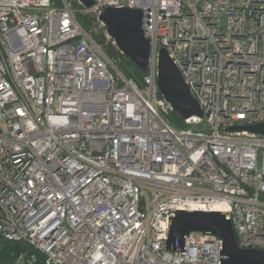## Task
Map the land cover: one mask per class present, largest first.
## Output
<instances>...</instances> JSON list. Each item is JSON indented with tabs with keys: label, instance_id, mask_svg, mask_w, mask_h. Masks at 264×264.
<instances>
[{
	"label": "built area",
	"instance_id": "built-area-1",
	"mask_svg": "<svg viewBox=\"0 0 264 264\" xmlns=\"http://www.w3.org/2000/svg\"><path fill=\"white\" fill-rule=\"evenodd\" d=\"M92 1L0 0V239L28 249L13 264H220L209 233L166 248L176 213L214 209L264 251V135L228 131L264 122V0ZM106 8L142 13L140 86L104 48ZM161 49L203 114L182 129Z\"/></svg>",
	"mask_w": 264,
	"mask_h": 264
},
{
	"label": "water",
	"instance_id": "water-1",
	"mask_svg": "<svg viewBox=\"0 0 264 264\" xmlns=\"http://www.w3.org/2000/svg\"><path fill=\"white\" fill-rule=\"evenodd\" d=\"M75 1L86 9L93 6L92 0ZM98 19L116 49L144 73L149 57V41L142 29V13L127 8H106ZM157 89L169 104L171 111L181 119L202 118L203 114L197 101L191 97L179 71L164 49L159 52ZM228 131H247L264 135V122L232 127ZM190 233H209L221 240L220 264H264V251L243 250L236 245L228 215L205 212L176 213L170 220L166 248L170 249L176 242L182 247L183 238Z\"/></svg>",
	"mask_w": 264,
	"mask_h": 264
},
{
	"label": "trees",
	"instance_id": "trees-1",
	"mask_svg": "<svg viewBox=\"0 0 264 264\" xmlns=\"http://www.w3.org/2000/svg\"><path fill=\"white\" fill-rule=\"evenodd\" d=\"M84 17H79L80 23L89 28L84 22ZM96 38L100 43L104 44V39L100 36ZM104 48L109 55V57L116 60L119 70L123 73V75L131 79L136 85L140 86L142 84V79L144 73L141 72L134 64H132L127 58L124 57L117 49L112 45V40H110L106 45L104 44ZM169 123L177 128L182 129L185 127L184 120L181 119L177 114L171 112L168 116ZM263 199V197H262ZM28 250L24 245L12 243L3 239H0V264H13L15 257L23 251Z\"/></svg>",
	"mask_w": 264,
	"mask_h": 264
},
{
	"label": "rangeland",
	"instance_id": "rangeland-1",
	"mask_svg": "<svg viewBox=\"0 0 264 264\" xmlns=\"http://www.w3.org/2000/svg\"><path fill=\"white\" fill-rule=\"evenodd\" d=\"M85 19H84V22L83 23H85L86 25H88V26H90V25H92L93 24V18H92V16L91 15H89V16H86V17H84Z\"/></svg>",
	"mask_w": 264,
	"mask_h": 264
},
{
	"label": "bare ground",
	"instance_id": "bare-ground-1",
	"mask_svg": "<svg viewBox=\"0 0 264 264\" xmlns=\"http://www.w3.org/2000/svg\"><path fill=\"white\" fill-rule=\"evenodd\" d=\"M213 211H215L216 213H226V212H228L227 210H220V209H218V210H216V209H214Z\"/></svg>",
	"mask_w": 264,
	"mask_h": 264
}]
</instances>
